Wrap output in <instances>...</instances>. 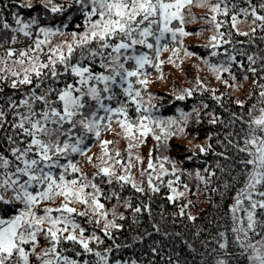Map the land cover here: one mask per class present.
<instances>
[{
  "label": "trees",
  "instance_id": "16d2710c",
  "mask_svg": "<svg viewBox=\"0 0 264 264\" xmlns=\"http://www.w3.org/2000/svg\"><path fill=\"white\" fill-rule=\"evenodd\" d=\"M29 2L35 6L33 9L24 7ZM40 2L41 0H0V45L11 42L14 34L11 28L17 27L14 13L25 22L36 17L41 26H60L65 22L67 27H61L63 35L51 37L50 45L72 37L73 32L79 34L85 30L84 16L77 8L69 9L64 15L54 16L40 7ZM54 2L67 5L65 0ZM215 2L216 0H208L202 4L201 0H191L186 4L182 9L183 24L173 21L170 27H182L188 35L181 37L177 34V40L172 41L171 34H167L166 40L161 42L167 43V50H161L158 57L153 50L137 46L138 53L146 52L153 60V64L145 65L142 69L145 75L141 79L148 81L146 86L137 84L136 77L130 78L134 89L140 90L138 100L141 112L138 113L136 104L123 95L122 88H114L117 99L126 104L130 120L135 121L139 115L147 114L144 112L147 109L154 118L163 121V127L170 135L165 138L160 128L153 124V132L130 141L124 134L119 135L112 129L118 124L114 117L111 128L102 129L98 138L88 134L83 145L84 155L74 153L60 158V163L67 164L70 160L80 169L77 173L69 169L65 177L67 180L79 179L83 173L97 185L100 189L97 198L104 206L100 211L107 213L104 218L99 212H94L90 197L89 203H69V207L76 209L72 214L76 223L85 229L84 238L95 235L100 241H90L92 253H84L78 244L62 241L57 250L78 261V264H84L85 260L89 264H97L100 257L95 255L96 252L106 256L108 264H117V261L120 264H132V261L136 264H218L220 260L226 261V264L247 263L249 253L236 241L237 235L243 237L244 234L233 232V228L240 227L234 217L243 219L246 227V214L244 211L233 213L232 207L251 171V166L243 163L250 157L239 149L245 146V139L255 127L251 125V121L264 108V96L260 95L264 92V29L259 27L260 21L253 24L251 14L245 17L242 13L238 16L236 28H233L232 13H229L228 16L216 14L217 22H224L217 30L211 20L213 13L210 10V5ZM261 2L264 0H251V4L247 0H231V3L237 5L236 11L248 8L251 13V8L255 6L257 13L264 15V10L259 8ZM69 16L70 20L67 19ZM4 22L11 28L4 29ZM253 28L255 32L252 31ZM220 32L225 34L222 39L219 37ZM229 32L232 34L230 37ZM244 32L248 35L239 34ZM20 34L25 40L29 39ZM214 35L220 39L215 49L211 47V37ZM223 40H230V43H223ZM149 42L154 43V38L149 37ZM50 45L43 46L45 53ZM173 50H176L175 55ZM213 51L218 55L212 56ZM186 52L190 55H186ZM228 55L235 56V60L229 62ZM248 56H252L255 62H250ZM77 58L78 52L73 63ZM17 59L18 52L1 62L0 69L7 65L12 70H18L19 65L14 63ZM41 59L46 61V56L42 55ZM222 61L228 71L214 72L210 65L219 66ZM83 63L87 65L89 62ZM156 64L159 65L158 68L154 66ZM126 67L133 69L134 62H128ZM253 68L255 72L250 70ZM58 70L62 71V67ZM93 71H104L98 59L93 65ZM0 74L9 77L0 80V109L6 113L4 127L0 128V154L13 159L10 149L15 145L10 144L7 139L16 131L11 127L14 117L9 111L10 100L19 102L38 81L33 77V85L13 88L11 82L16 78L11 77L8 72ZM65 82L74 81L66 75L57 83L46 82L44 87L51 84L52 87L62 88ZM124 87H127V83ZM42 90L37 89V95ZM180 95L185 98L178 100ZM90 103L94 105V102ZM105 103L112 107L119 106L117 100ZM36 107L39 110L42 104ZM20 110L24 111L23 108ZM100 114L103 115V112ZM119 118L124 119L122 115ZM170 119L175 123L169 124ZM257 134L264 135L259 132ZM158 135L161 136L160 140L155 138ZM105 140L112 142L107 147L109 155L113 157L106 165L100 160L103 154L101 142ZM130 142L135 147L129 148ZM24 146L20 144V147ZM117 151L119 156H116ZM149 159L156 165V172H159V165L163 163L168 174L158 180L156 173L147 167ZM115 160H120L125 168L115 164ZM108 165H112L114 171L111 183L103 174L95 175L99 172V167ZM173 167L176 169L175 173L172 172ZM54 171L59 175L61 169ZM149 173H153L152 184L159 191L151 190L148 184ZM120 175H129L132 182L117 180L115 177ZM169 180L173 181L172 188L168 187ZM133 182L136 187H133ZM137 188L143 191H138ZM173 188L175 192L172 191ZM257 188L258 191H264V186ZM84 193H93V189L86 188ZM5 195L11 196L12 193ZM170 196L174 198L168 199ZM253 198L264 199L256 193ZM64 203V197L57 195L51 200L40 201L33 210L37 215H43L45 208L56 209ZM248 206V201L244 200L242 207ZM19 210H24V205L17 201H13L11 205L0 204V215L5 218ZM256 213V232L248 233V242L254 244L264 237V210L257 209ZM52 215L58 216L60 213L54 211ZM108 221L119 227L109 228L110 234L105 235V223ZM43 228L46 230L48 224L45 223ZM221 244H226V247L221 248ZM50 246L51 242L44 238L43 233L37 237L35 251L31 244L25 245L29 252V264H41L39 254ZM109 248L111 251H106Z\"/></svg>",
  "mask_w": 264,
  "mask_h": 264
},
{
  "label": "snow or ice",
  "instance_id": "6c2138e0",
  "mask_svg": "<svg viewBox=\"0 0 264 264\" xmlns=\"http://www.w3.org/2000/svg\"><path fill=\"white\" fill-rule=\"evenodd\" d=\"M190 2L191 0H69L65 5L56 3L54 0H41L39 6L54 16L64 15L73 7L84 16L85 30L82 33L73 32L71 42L50 47L46 53L43 46L50 43L51 37L63 35L61 27H67L65 22H62L60 26H40L36 17L25 22L14 13L17 27L11 28L7 22L3 23L4 29L11 28L13 33H22L25 37L33 36L31 31L33 26L38 28V32L36 39L32 42L34 47L30 46L19 51L18 59L14 61L19 65L18 70H12L6 65L5 68L0 69V73L8 72L11 77L16 78L11 82L13 88L19 85H33V77L38 83H35L31 91L26 93L19 102L10 100L9 111L14 117L11 127L16 131L7 139L15 146L10 149L13 159L0 154V204L11 205L13 201H17L24 205V210H19L7 218L0 215V264H29V252L26 251L25 245L31 244L35 251V242L40 233H43L44 238L51 242V246L39 254L41 264H78V261L64 256L57 250L62 241L80 245L84 253L93 252L89 246L90 241L100 242L99 237L93 235L88 239L84 238L85 229L76 223L72 215L76 209L69 207V203L72 201L89 203L90 197L93 211L99 212L101 217L106 218L107 213L100 211L104 206L97 198L100 189L83 173L79 179L67 180L65 177L69 169L73 173L80 172V169L70 160L67 164L60 163V158L74 153L84 155L83 145L88 134L98 138L102 129L111 128L114 117L130 141L153 132L151 127L153 124L160 128L165 138L170 135L163 127V121L154 118L147 109H144L147 114L139 115L135 121L130 120L127 106L117 99L114 88H122L123 95L136 104L138 113L141 112V104L138 100L140 90L134 89L130 78L136 77L137 84L146 86L148 81L141 79L145 75L142 69L145 65L153 64V60L146 52L138 53L137 46H145L153 50L154 55L158 57L161 50H167V43H161L166 40L167 34H171L172 41L177 40V34L181 37L188 35L182 27L172 28L170 25L173 21L183 24L182 9ZM201 2L207 3L208 0H201ZM247 2L251 4V0ZM24 7L33 9L35 6L29 2ZM236 8L237 5L231 3V0H216L210 5L213 13L211 20L217 30L224 22H217L216 14L228 16L229 13H232L233 28H236L238 16L242 13L245 17L251 14L253 24L260 21L259 27L264 29V15H259L255 6L251 8V13L248 8H239L238 11ZM259 8L264 10V2L260 3ZM67 19L70 20L71 17ZM252 31L255 32V28ZM39 34H43L44 39H40ZM239 34L248 35L247 32ZM224 35L223 32L219 33L221 39ZM231 35L229 32L228 36ZM149 37L154 38V43L149 42ZM11 39L13 43L17 42L15 35ZM211 41L213 42L211 47L214 49L220 43V39L215 35L211 37ZM223 43H230V40H223ZM175 51L173 50V55ZM77 52L79 58L73 63ZM14 54L15 50L12 49L7 53L9 58ZM185 54L190 55L187 52ZM42 55L46 56V61L41 59ZM211 55L217 56L218 53L213 51ZM97 59L104 71H93V65ZM247 59L252 63L255 62L252 56H248ZM227 60L233 61L235 56L228 55ZM84 61L89 63L85 65ZM128 62H134L135 67L130 70L126 67ZM223 65L222 61L219 66L210 65V67L214 72L228 71V68ZM154 66L159 67L158 64ZM60 67L62 71L58 70ZM250 70L255 72L254 68ZM66 75L70 76L74 82H65L62 88L52 87L51 84L44 87L46 82L57 83ZM8 78L0 74V80ZM125 83L127 87H124ZM37 89H43L39 95H37ZM186 92L191 95L189 90ZM260 95L264 96V92ZM53 96L55 99H52ZM184 98V95L177 97L178 100ZM113 100H117L118 107L105 103V101ZM90 102H94V105ZM38 104H42L39 110L36 107ZM21 108L24 111H21ZM101 112L103 115L100 114ZM121 115L124 119L119 118ZM182 115L185 114L182 113ZM5 116L4 110L0 109V128L4 127ZM173 123L175 121L170 119L169 124ZM251 125L255 127L245 139V146L239 149L250 157L243 163L246 166L250 165L251 171L248 173L245 187L237 193L232 207L233 213L244 211L246 227L243 219L234 217L239 220L240 227L233 228V232L244 234L243 237L237 235L236 241L245 252L250 250L248 260L252 264H264V237L255 244L248 242L250 241L248 233L256 232L258 223L256 210H264V199L253 198L254 193L264 197V191H258L257 188V186H264V135L257 134V132L264 133V108L260 109V115L251 121ZM155 138L160 140L161 136L158 135ZM110 143L112 142L107 140L101 142L102 164H107L108 160L113 159L107 147ZM20 144L25 146L20 147ZM128 147L132 148L135 145L130 142ZM119 155L117 151L116 156ZM137 159L140 158L137 157ZM115 164L120 165L122 169L125 168L120 160H115ZM130 166L129 163L128 167ZM147 167L156 173L158 180L168 174L163 163L159 165V172H156V165L151 159ZM55 169H61L59 175L56 174ZM172 172H176L175 167ZM100 174L108 177L111 183L114 176L112 165L99 167V172L95 175ZM152 175L153 173L148 174V184L152 191H159V188L152 184ZM115 178L119 181L132 182L129 175H120ZM167 184L169 188H172L173 181L169 180ZM89 187L93 189V193L86 195L84 189ZM133 187H136L134 182ZM137 190L143 191L140 188ZM172 191L176 190L173 188ZM8 192L12 195L6 196L5 193ZM57 195L63 196L66 201L59 208H45L43 215H37L33 210L40 201L51 200ZM173 198L168 197L170 200ZM244 200L248 201L247 208L242 207ZM54 211L60 215L53 216ZM78 215H85V213H78ZM45 223L48 224L46 230L43 228ZM117 227L119 225L108 221L105 223V235L110 234L109 228ZM220 247L225 248L226 244H221ZM106 251L110 252L111 249ZM95 255L100 257L97 264H101V261L103 264H108L106 256H102L100 252H96ZM84 264L89 262L85 260ZM117 264H120V261H117ZM132 264L136 262L132 261ZM218 264H226V261L220 260Z\"/></svg>",
  "mask_w": 264,
  "mask_h": 264
},
{
  "label": "rangeland",
  "instance_id": "374dc122",
  "mask_svg": "<svg viewBox=\"0 0 264 264\" xmlns=\"http://www.w3.org/2000/svg\"><path fill=\"white\" fill-rule=\"evenodd\" d=\"M65 2L68 3L69 0H65ZM40 26H41V25H40ZM34 28H36V30H37V31H36V34H37V32H38V28L35 27V26H33V28L31 29L32 32H33V36H32L31 38H29L28 40H25L24 37L20 34L21 38L23 39V43H21L18 47H15V45H12V46H14L13 48H16V49L18 48L17 51H15V55H16L17 52L19 53V51L21 50V48H23L24 46L27 47V48H29L30 46H31V47H34V44L32 43L33 40L36 39V34L34 33ZM39 38H40V39H44L43 34H39ZM68 40H72V37H68V39H64L63 42H59V43H58V42H54V43H51V45H50V43H48L47 45H48V46L50 45V47H54V46H56V45L64 44L65 42H68ZM9 50H10V49H9ZM9 50H8V51H9ZM8 51H7V53H8ZM7 58L9 59L8 55H7ZM7 58H6V59H7ZM1 62H3V60L0 59V63H1ZM239 92H240V91H239ZM112 129H114L115 131H117L119 135L124 134L123 130L121 129L120 125H118V124H115V125L112 127ZM105 165H106V164H105ZM237 218H238V217H237ZM237 222H239L238 219H237ZM248 253H249V255H250V251H248ZM246 264H252V262L248 260Z\"/></svg>",
  "mask_w": 264,
  "mask_h": 264
},
{
  "label": "built area",
  "instance_id": "2783aa9c",
  "mask_svg": "<svg viewBox=\"0 0 264 264\" xmlns=\"http://www.w3.org/2000/svg\"><path fill=\"white\" fill-rule=\"evenodd\" d=\"M36 31H37L36 28H34V33L35 34H36ZM13 35H15L17 37V42L16 43H13L12 39H11V42H9L8 44L0 45V59L3 60V61L6 60L7 51L9 49L17 51L18 48L17 49L13 48L14 46H12V45H15V47H18L21 43H23V39L21 38L20 33H14Z\"/></svg>",
  "mask_w": 264,
  "mask_h": 264
}]
</instances>
